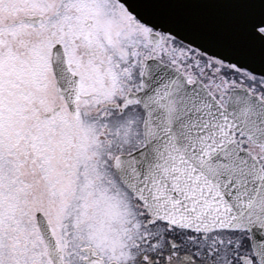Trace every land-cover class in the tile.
Listing matches in <instances>:
<instances>
[{"label": "snow or ice", "instance_id": "snow-or-ice-1", "mask_svg": "<svg viewBox=\"0 0 264 264\" xmlns=\"http://www.w3.org/2000/svg\"><path fill=\"white\" fill-rule=\"evenodd\" d=\"M0 264H264V0H0Z\"/></svg>", "mask_w": 264, "mask_h": 264}]
</instances>
